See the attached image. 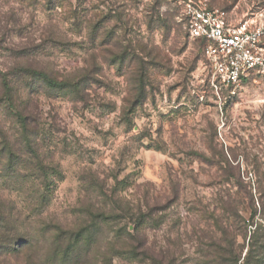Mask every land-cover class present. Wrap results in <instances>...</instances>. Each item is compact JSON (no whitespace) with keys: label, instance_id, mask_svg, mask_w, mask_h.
<instances>
[{"label":"rangeland","instance_id":"374dc122","mask_svg":"<svg viewBox=\"0 0 264 264\" xmlns=\"http://www.w3.org/2000/svg\"><path fill=\"white\" fill-rule=\"evenodd\" d=\"M182 1L0 0V264H264V73L216 90Z\"/></svg>","mask_w":264,"mask_h":264},{"label":"built area","instance_id":"2783aa9c","mask_svg":"<svg viewBox=\"0 0 264 264\" xmlns=\"http://www.w3.org/2000/svg\"><path fill=\"white\" fill-rule=\"evenodd\" d=\"M180 21L189 38L202 44L211 85L232 87L254 73H264L263 13L239 20L210 8L205 0H183Z\"/></svg>","mask_w":264,"mask_h":264},{"label":"trees","instance_id":"16d2710c","mask_svg":"<svg viewBox=\"0 0 264 264\" xmlns=\"http://www.w3.org/2000/svg\"><path fill=\"white\" fill-rule=\"evenodd\" d=\"M23 75L29 76V77H35L38 80H40L42 83H44L45 86L48 87L50 90H53V91L58 92V93H63V94L73 93V91H75L79 85V82L70 81L68 79L59 80V79L53 78V77L49 76L48 73H46L42 70L25 69L23 72ZM3 76H5V75H3ZM1 88L8 93L12 91V87L5 77H3L1 79ZM16 115L19 118L21 117L19 111H16ZM22 124H23V122H22ZM35 155H36V153H35ZM136 224H138V225L141 224L140 218L136 219ZM22 242L27 243L26 240H23Z\"/></svg>","mask_w":264,"mask_h":264}]
</instances>
